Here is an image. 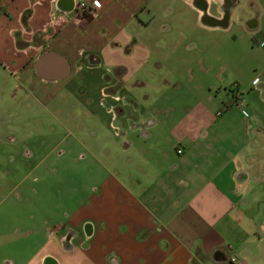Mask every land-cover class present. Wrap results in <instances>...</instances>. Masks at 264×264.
<instances>
[{
	"label": "crops",
	"instance_id": "obj_1",
	"mask_svg": "<svg viewBox=\"0 0 264 264\" xmlns=\"http://www.w3.org/2000/svg\"><path fill=\"white\" fill-rule=\"evenodd\" d=\"M94 1L0 0V264H264V49L242 64L223 46H264V0H100L77 14ZM214 59L232 87L210 73ZM134 73L148 94L116 113ZM65 92L91 113L53 116ZM32 95L38 126L31 104L15 106ZM33 127L52 150L92 157L32 165L25 147L18 161L14 135ZM52 166L72 170L58 195L44 190L41 241L31 229L19 241L18 209L31 224V183L58 175Z\"/></svg>",
	"mask_w": 264,
	"mask_h": 264
},
{
	"label": "rangeland",
	"instance_id": "obj_2",
	"mask_svg": "<svg viewBox=\"0 0 264 264\" xmlns=\"http://www.w3.org/2000/svg\"><path fill=\"white\" fill-rule=\"evenodd\" d=\"M263 30H264V25H263ZM177 40H180V38H178ZM259 40L260 42L263 41L259 36L257 37V39L256 38L255 39L239 38L238 40L234 38L233 36H230L224 40L223 46L224 48H231L233 46L235 47L237 46L238 48H240L242 52L240 59H241V63L244 64L246 63L247 60L245 61L243 59L248 57L252 50H255L256 48L264 49V46H261L258 44ZM189 42L192 43L191 45H195V39L191 38ZM231 60H232L231 58L229 60L225 58L223 62H228V64L231 65L232 64ZM257 62H258L257 63L258 66L260 62L263 63V61H259V60ZM210 63L213 65L212 66L213 69H210V73L216 75L217 78L224 79L223 83L227 87H229V85L232 87L233 86L232 84L235 81V78L230 72V68H227L228 70H219L220 62H218L216 59H214V61L212 62L210 61ZM256 69H257L256 70L257 72L260 71L259 67H257ZM136 79H137V76L135 74L133 77H130L129 81L127 82V84H125L123 89L120 88L118 90L117 92L118 94L116 95H119L120 97L119 99L115 100V106L113 107L116 113L122 112L123 110L125 111L136 110L137 108L136 97L138 95V92L141 93V95L148 94L147 92L142 91L143 89L142 86L141 87L137 86ZM80 90L83 91L82 88H80ZM106 90L109 93V89L107 88ZM65 95L67 97L65 98L63 107L58 110L52 111L51 113H53V116L58 115L59 117H63L64 112L66 113V112H72V111H75L77 115H80V114L88 115L93 110L92 109L93 99H91L92 101L91 104H89V102H86L87 103L86 104V103H80V99L77 97L78 95H73L72 93L69 94L68 92H65ZM102 99H103L102 101L108 105V99L105 97ZM132 101H135V103H133ZM122 102H125L127 104H132V105L127 107L123 105ZM26 103L32 105V106H29L28 108L33 113V126H38L37 121L39 119L35 116H36V113H39V114H42V117H44V112H45L44 106H41L40 104H38V102L36 101L33 95L29 98H26L23 96L21 102H19L18 104H15V106L17 107L16 108L17 111L26 109L25 107ZM15 106H11L12 109H14ZM29 109H27V111ZM82 120L87 125H91L89 124V121H90L89 119L85 118V119H81V121ZM32 130H33V133L28 136H23V135H18V134L14 135L18 139L17 141L18 146L16 149V153L14 155V157H16L18 161H21V159L24 158L23 148L25 147L28 151L30 150L33 153V157L31 159L32 161L30 162L32 165H34L38 160H41L43 158L45 159L49 158L53 160H57V159L64 160V161H68L69 164L72 165L76 161L89 160L92 157L91 152L87 149H81V150L77 149L76 151H73V150L67 149L66 146L65 147L60 146L52 150V146L56 144V142L54 140H51L50 144H46V141H45L46 138L44 136V132L36 131L35 127H33ZM48 140L50 141V139ZM73 140H74V137L70 136L68 142H72ZM45 144L49 146H46ZM49 169L50 170L54 169L55 172H57V171H60L61 167L52 166ZM65 169L67 170V173L70 174L72 167H68ZM67 173L64 172V175H66ZM45 175H46V171L44 169V176ZM64 175L60 171L58 175H53L46 179L41 178L39 182L32 181L33 183H31V190L33 194L30 196V198L33 204L30 205L31 209H28L26 211L27 217H29V215L32 214L31 224H28V223L26 224V221H22V222L19 221L21 216H23V214L20 213V208L18 209V213L15 217L16 219L15 223L17 225L16 234H17V238L19 241H24V239L28 237L30 229L32 230V241L33 242L41 241L40 235L36 236L34 229L39 228V226H44V222L46 221V219H45L44 214L41 211L42 209L40 210V208L38 207H41V206L44 207V190L49 191L55 196L59 194V192H57L58 184H59L58 180L60 176H64ZM36 176H43V175L40 174L39 172H36L35 174H33L32 177H36ZM49 200H51V202L56 203L55 197ZM50 224H51V220H50Z\"/></svg>",
	"mask_w": 264,
	"mask_h": 264
},
{
	"label": "built area",
	"instance_id": "obj_3",
	"mask_svg": "<svg viewBox=\"0 0 264 264\" xmlns=\"http://www.w3.org/2000/svg\"><path fill=\"white\" fill-rule=\"evenodd\" d=\"M101 5L100 0H95L92 4L86 3V2H78L76 4V11L79 16H83L90 12L93 8H97ZM236 104L239 107H242L244 105V102L236 96ZM233 262H236V258L232 259Z\"/></svg>",
	"mask_w": 264,
	"mask_h": 264
}]
</instances>
